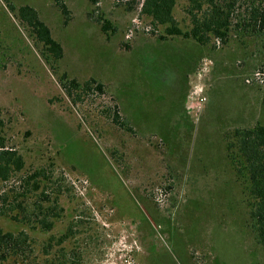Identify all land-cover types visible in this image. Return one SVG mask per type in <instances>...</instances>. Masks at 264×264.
<instances>
[{"label":"rangeland","instance_id":"rangeland-1","mask_svg":"<svg viewBox=\"0 0 264 264\" xmlns=\"http://www.w3.org/2000/svg\"><path fill=\"white\" fill-rule=\"evenodd\" d=\"M251 1L227 45L202 46L151 33L143 0H0L3 134L26 168L54 163L66 178L52 230L0 215L3 229L27 230L39 256L51 238L50 256L64 247L77 264H264L228 153L235 130L264 123V31L242 26ZM9 4L35 7L64 56L48 63Z\"/></svg>","mask_w":264,"mask_h":264},{"label":"trees","instance_id":"trees-1","mask_svg":"<svg viewBox=\"0 0 264 264\" xmlns=\"http://www.w3.org/2000/svg\"><path fill=\"white\" fill-rule=\"evenodd\" d=\"M178 0H143L141 12L150 20L151 33L163 26L161 40L175 36L192 39L202 46L218 42L227 45L234 31L241 27L237 21V7L242 0H186L184 13L188 20L186 28L178 22L174 8ZM246 3L247 16L242 26L253 31H264V0ZM13 15L26 27L35 46L46 61L64 56L62 44L57 41L50 27L40 18L37 9L25 4L19 7L9 4ZM66 12V10L64 11ZM236 21V22H235ZM93 81V80H92ZM73 84H77L72 79ZM101 89V85L98 84ZM4 122L0 119V187L13 182L12 186L0 191V215L24 224L31 230L47 232L54 228L61 217V196L66 178L54 174L51 168H26L24 156L7 144L3 134ZM229 155H236L238 169L247 180V195L250 200V215L259 242L264 246V123L251 128L235 130L228 144ZM68 234H64L58 244ZM51 238L43 242L42 253H35V238L25 229L18 232L6 231L0 225V264H77L67 258L64 247L52 253ZM44 258H41L43 257Z\"/></svg>","mask_w":264,"mask_h":264},{"label":"built area","instance_id":"built-area-1","mask_svg":"<svg viewBox=\"0 0 264 264\" xmlns=\"http://www.w3.org/2000/svg\"><path fill=\"white\" fill-rule=\"evenodd\" d=\"M204 99H205V98L201 96L199 100H200V101H203Z\"/></svg>","mask_w":264,"mask_h":264},{"label":"flooded vegetation","instance_id":"flooded-vegetation-1","mask_svg":"<svg viewBox=\"0 0 264 264\" xmlns=\"http://www.w3.org/2000/svg\"><path fill=\"white\" fill-rule=\"evenodd\" d=\"M49 232V231H48Z\"/></svg>","mask_w":264,"mask_h":264}]
</instances>
